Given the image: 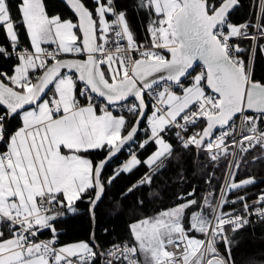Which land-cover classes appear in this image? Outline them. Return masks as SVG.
<instances>
[{"label": "snow or ice", "instance_id": "snow-or-ice-1", "mask_svg": "<svg viewBox=\"0 0 264 264\" xmlns=\"http://www.w3.org/2000/svg\"><path fill=\"white\" fill-rule=\"evenodd\" d=\"M66 3L69 19L49 16L43 0H0V32L10 42L0 57L16 59L10 73L0 71V264H237L234 234L252 216L264 221V192L249 204L239 193L255 180H237L249 152L259 151L252 162L264 159V79L255 76L264 54V0L254 4V24L230 21L239 0H139L152 17L147 43L134 39L115 0ZM18 26L30 47L21 46ZM196 61L202 69L193 75ZM124 109L131 122L114 114ZM17 117L20 126L9 132L6 121ZM145 122L139 148L154 143L156 150L143 161L130 153L105 178ZM172 129L211 166L226 162L220 196L214 188L199 199L194 189L181 193L179 203L131 223L123 243L101 247L93 231L91 243L59 244L54 222L75 213L79 201L94 219L116 175L145 164L151 174L127 193L151 184L173 154L164 138ZM96 152L103 158L92 159ZM229 203L243 210L224 211ZM46 230L51 236L39 239Z\"/></svg>", "mask_w": 264, "mask_h": 264}, {"label": "trees", "instance_id": "trees-1", "mask_svg": "<svg viewBox=\"0 0 264 264\" xmlns=\"http://www.w3.org/2000/svg\"><path fill=\"white\" fill-rule=\"evenodd\" d=\"M91 7V0H86ZM15 3V0H10ZM45 9L49 16L60 15L64 19L72 18L73 14L59 0H43ZM254 4L258 0H239L238 6L230 14L233 24L245 22H256ZM117 11L126 13L127 23L138 43H147L150 39L146 28L152 19L145 9L139 7V0H115ZM258 11V7L256 8ZM110 18V17H109ZM19 27V26H18ZM254 31V30H253ZM19 40L22 47H30L29 41L22 27H19ZM9 41L0 32V46H9ZM241 47L248 48L250 41H239ZM264 43V41H262ZM16 59H5L0 57V71L11 72ZM256 79H264V54H258L255 62ZM191 84V83H190ZM188 84V85H190ZM187 85V86H188ZM182 93V92H181ZM180 92L177 94H181ZM131 122L130 114H123ZM146 124L141 125L143 127ZM20 126L19 118L6 121L9 132ZM140 127V128H141ZM197 125L193 132L199 130ZM192 132V133H193ZM139 132L136 138H142ZM173 147V154L163 162L152 177L151 184H143L134 191L127 193V189L138 184L151 174L145 164H141L131 172H121L115 176L111 184L107 185L103 200L95 209V218L89 212L86 201L77 202V211L68 213L54 222L59 233V244H71L78 241L92 242L91 237L95 232V242L101 247H108L115 242H125L131 239L129 226L131 223L155 215L157 212L170 208L180 201L177 199L181 193L195 190L196 198L204 197L210 190L215 189V195L220 193V185L224 182L223 173L226 170V162L221 161L216 166H211L208 156L195 148L184 149L175 135L170 133L165 137ZM154 143L148 144L141 149L137 156L143 161L156 150ZM259 155V151L247 154L249 163L241 167L237 180L252 177L254 184L241 190L239 194L254 196L264 189V159L252 162V157ZM103 152L91 154V158L99 160L103 158ZM129 154L123 150L105 168L103 175L109 178L115 175V167L126 160ZM211 177V185L207 182ZM125 193H127L125 195ZM236 195V193H232ZM143 200V204L140 201ZM227 207V206H226ZM106 230V231H105ZM7 237V229L4 228ZM232 235V233H229ZM51 236L50 231H44L40 237L47 239ZM233 255L237 264H245L249 258H255L258 264H264V221H253L234 234Z\"/></svg>", "mask_w": 264, "mask_h": 264}, {"label": "built area", "instance_id": "built-area-1", "mask_svg": "<svg viewBox=\"0 0 264 264\" xmlns=\"http://www.w3.org/2000/svg\"><path fill=\"white\" fill-rule=\"evenodd\" d=\"M115 7H116V5H115ZM116 9H117V8H116ZM109 19H111V17H110ZM9 50H10V49H9ZM14 58H15V57H14ZM201 69H202V66H198V67H196L195 71H193L192 74H193V75L198 74V73L201 71ZM191 81H192V78H191V76H189V77H187V78L183 81V83H184L185 86H187L188 84L191 83ZM175 91H176V93H179V92H182V89H180V88H176ZM150 99H151V98H149V100H150ZM114 114L116 115V114H129V113L127 112L126 109H124V110H117V111L114 112ZM239 124H240V120L237 119V120H236L237 128L239 127ZM145 128H146V125H144L143 127H141V131H140V133L143 135V137L140 138V139H139V138H136L134 142H131V143L126 147V150H125V151H126L127 154L130 155V153H132V152L138 153V152L141 150V149L139 148V143L142 142V141L145 139V130H144ZM194 129H195V127L192 128V129H190V132L188 133V135H191L192 132L194 131ZM175 131H176L175 129L170 130L169 133H167V134L164 135V138L167 137V136H169L170 133H172V134L175 135ZM192 148H194V147H192ZM209 161H210V160H209ZM221 161H222V160H221ZM221 161H220V162H221ZM210 162H211V161H210ZM224 183H225V180H224L223 184H224ZM262 192H264V189H263L262 191H260L259 193L255 194L254 196L246 195L249 204H251L252 201L255 200V199L259 196V194H261ZM220 194H221V193H219V196H220ZM219 196H218V197H219ZM235 196H236V195H232V194H230V196H229V200L235 199ZM226 206H227V207H226ZM226 206H225V208H224V211H230V210H232V209H235L236 211L239 212V211H242V210H243V208H242V204H241V203H237V204L229 203V204H227ZM250 219H251V222H253V221H259L255 216H252ZM246 226H247V225H246ZM39 239H41V240H45V239L42 238V237H39ZM115 243H123V242H115Z\"/></svg>", "mask_w": 264, "mask_h": 264}, {"label": "water", "instance_id": "water-1", "mask_svg": "<svg viewBox=\"0 0 264 264\" xmlns=\"http://www.w3.org/2000/svg\"><path fill=\"white\" fill-rule=\"evenodd\" d=\"M61 3H63L68 9H69V7L67 6V3H66V0H59ZM70 11V10H69ZM71 12V11H70ZM198 66H202V64L199 62V61H196V62H194V69L196 68V67H198ZM191 71V70H190ZM185 80V79H184ZM183 80V81H184ZM127 103V102H126ZM142 125V124H141ZM218 131V130H217ZM130 143V142H129ZM127 146V145H126ZM125 146V147H126ZM103 198H104V196H103ZM103 198H102V200H103ZM101 200V201H102ZM100 204V202L98 203V205ZM97 208V207H96ZM95 208V209H96ZM91 214V213H90Z\"/></svg>", "mask_w": 264, "mask_h": 264}, {"label": "rangeland", "instance_id": "rangeland-1", "mask_svg": "<svg viewBox=\"0 0 264 264\" xmlns=\"http://www.w3.org/2000/svg\"><path fill=\"white\" fill-rule=\"evenodd\" d=\"M180 93H181V92H180ZM181 94H182V93H181ZM120 115H122V114H120ZM135 154L137 155V153H135ZM129 158H130V157H128L127 159H129ZM127 159H126V160H127ZM124 162H125V161H124ZM124 162H121L122 164L120 163V165H118V166L115 167V169H114L115 173L119 171L120 167L123 165ZM207 182H208V181H207ZM208 183H209V182H208ZM177 199H178V198H177Z\"/></svg>", "mask_w": 264, "mask_h": 264}, {"label": "crops", "instance_id": "crops-1", "mask_svg": "<svg viewBox=\"0 0 264 264\" xmlns=\"http://www.w3.org/2000/svg\"><path fill=\"white\" fill-rule=\"evenodd\" d=\"M124 161H126V160H124ZM124 161H123V162H124ZM121 164H122V163H121Z\"/></svg>", "mask_w": 264, "mask_h": 264}]
</instances>
